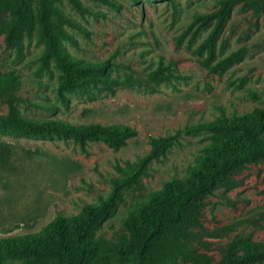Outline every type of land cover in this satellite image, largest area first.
Masks as SVG:
<instances>
[{"label": "rangeland", "instance_id": "374dc122", "mask_svg": "<svg viewBox=\"0 0 264 264\" xmlns=\"http://www.w3.org/2000/svg\"><path fill=\"white\" fill-rule=\"evenodd\" d=\"M223 1L49 0L54 48L79 64L110 62L102 72L78 79L72 91L60 90L62 72L53 53L48 54L40 0H27L33 21L19 45L12 47L6 38L15 15L3 5L0 72H12L20 84L10 101L0 100L1 115L78 125L123 124L138 134L114 149L101 140L81 143L65 135L0 133V143L11 148L12 168L0 171V237L33 234L58 216L79 215L85 204L110 194L119 168L147 154L152 138L170 136L171 145L149 163L137 185L121 190L111 214L93 233L109 244L121 235L129 237L124 226L129 207L167 180L183 177L211 144V132L187 133L186 126L264 109V0H232L210 65L240 48L244 54L225 72L209 69V54L199 49L217 21L196 22L195 16L218 10ZM159 67L172 77L146 81ZM106 77L141 82L107 84ZM201 224L202 228L182 224L170 230L193 234L190 251L206 252L216 262L235 238L264 244V160L246 165L207 196ZM187 252L167 264L186 263ZM0 264L46 263L2 255Z\"/></svg>", "mask_w": 264, "mask_h": 264}, {"label": "trees", "instance_id": "16d2710c", "mask_svg": "<svg viewBox=\"0 0 264 264\" xmlns=\"http://www.w3.org/2000/svg\"><path fill=\"white\" fill-rule=\"evenodd\" d=\"M232 0H224L221 8L211 13L197 14L195 21L209 23L216 20L213 33L199 47L207 51L206 65L212 71L222 74L244 54V48L237 49L211 66L215 57L216 39L220 28L231 8ZM40 22L42 33L49 39L48 54L53 53L57 66L62 72L60 90L72 91L78 86V79L86 74L102 72L109 61L79 64L68 59L63 52L54 48V35L49 31V0H40ZM3 5L11 7L15 17L7 35V46H17L24 29L33 21V11L27 0H0V16ZM146 81L168 80L159 67L147 75ZM107 84L132 86L141 81L134 77L115 80L106 77ZM19 78L12 72H0V100L10 101ZM254 97H259L254 94ZM184 132H211L212 142L196 157L195 164L187 169L183 177L167 180L163 186L138 198L127 210L124 226L129 237L123 235L118 242L105 243L94 238L93 233L100 220L109 216L114 201L122 189L137 185L149 163L165 152L172 140L170 136L152 138L151 149L138 162L119 168L120 175L112 178V189L108 196L96 203L85 204L77 216L56 217L51 223L33 234H19L0 237L2 255L26 256L35 262L46 264H167L176 261L185 251L184 264H257L264 262V244L241 237L235 238L227 248L223 259L213 257L199 250L190 251L193 234L173 232L179 225L202 228V208L208 195L231 181V177L246 165L264 160V109L252 113L217 117L213 120L186 126ZM0 133L9 136L47 135L71 136L85 143L101 140L114 149H120L138 134L128 125H103L101 123L72 124L51 119H33L16 115L0 114ZM11 148L0 143V171L11 168Z\"/></svg>", "mask_w": 264, "mask_h": 264}]
</instances>
